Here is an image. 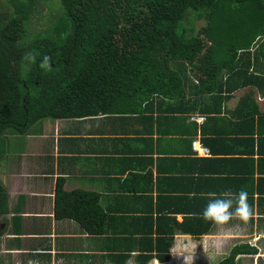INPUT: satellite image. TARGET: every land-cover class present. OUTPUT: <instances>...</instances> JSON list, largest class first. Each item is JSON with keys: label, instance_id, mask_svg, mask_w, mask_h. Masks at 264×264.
Instances as JSON below:
<instances>
[{"label": "crops", "instance_id": "obj_1", "mask_svg": "<svg viewBox=\"0 0 264 264\" xmlns=\"http://www.w3.org/2000/svg\"><path fill=\"white\" fill-rule=\"evenodd\" d=\"M248 91L211 99V120L196 111L184 122L176 118L180 113L176 119L163 116H169L168 107L161 115L146 108L142 114L46 119L37 131L11 136L0 178L10 193L8 218H20L15 225L20 224L21 241L9 242L16 235L7 231L5 248L15 247L10 259L15 264H142L152 245L148 238L155 244L158 237L172 236L169 258L155 256L146 264L190 259V264H214L238 245L247 246L240 264H264V128L256 123L254 130L250 123L252 108L242 103ZM252 98L264 112V93L257 89ZM195 141L207 152L196 149ZM59 179L67 191L98 196L102 232L55 217ZM241 189L248 194L251 216L225 223L202 218L209 193ZM123 253L128 254L124 263ZM0 259L10 261L5 254Z\"/></svg>", "mask_w": 264, "mask_h": 264}, {"label": "trees", "instance_id": "obj_2", "mask_svg": "<svg viewBox=\"0 0 264 264\" xmlns=\"http://www.w3.org/2000/svg\"><path fill=\"white\" fill-rule=\"evenodd\" d=\"M44 5L58 12L38 29L33 21L36 15L40 21ZM240 88H249L242 103L252 108L253 129L264 128V112L252 98L257 89L264 93V0H5L0 7L1 162L11 136L37 131L46 119L146 108L161 115L168 107L169 119L185 122L198 111L211 120L210 100L229 99ZM54 212L102 232L98 196L67 191L62 179ZM12 213L0 178V235L15 234L9 242L18 245L20 218H8ZM148 239L142 264L155 256L167 260L172 236L155 244ZM246 247L235 246L214 264H240ZM119 257L124 263L128 254Z\"/></svg>", "mask_w": 264, "mask_h": 264}, {"label": "clouds", "instance_id": "obj_3", "mask_svg": "<svg viewBox=\"0 0 264 264\" xmlns=\"http://www.w3.org/2000/svg\"><path fill=\"white\" fill-rule=\"evenodd\" d=\"M49 57H45L41 67H48ZM211 199L202 212V218L213 220L217 223H225L233 217L245 219L252 214V209L248 204V194L241 189L239 193L231 190L224 191L217 196L216 193H209Z\"/></svg>", "mask_w": 264, "mask_h": 264}, {"label": "rangeland", "instance_id": "obj_4", "mask_svg": "<svg viewBox=\"0 0 264 264\" xmlns=\"http://www.w3.org/2000/svg\"><path fill=\"white\" fill-rule=\"evenodd\" d=\"M4 4H5V0H0V7H2ZM51 12L54 14V13L58 12V10L51 11L47 5H44L43 10H42V14H43L42 18L40 19V21L36 20V18H37V15H36L34 18L33 24H35L36 27H38V29L42 28V25H44V24L47 25V19L49 16L48 14ZM10 147H11V145H10ZM187 262L188 263H186V264H190V263H192V260L190 259Z\"/></svg>", "mask_w": 264, "mask_h": 264}, {"label": "flooded vegetation", "instance_id": "obj_5", "mask_svg": "<svg viewBox=\"0 0 264 264\" xmlns=\"http://www.w3.org/2000/svg\"><path fill=\"white\" fill-rule=\"evenodd\" d=\"M4 227H5V224L3 223V224H1L0 225V233H1V231L2 230H4ZM0 239H1V242H0V258H1V255L2 254H5L6 256H8L9 257V255L12 257V255L10 254V253H12L11 252V250L10 249H6L5 248V244H6V240H7V237H6V234H4V235H0ZM5 249V250H4ZM1 260V259H0ZM3 261V260H2ZM5 262H7V261H5ZM9 262V261H8ZM13 264H15L14 263V261L12 260L11 261ZM9 264V263H8Z\"/></svg>", "mask_w": 264, "mask_h": 264}, {"label": "built area", "instance_id": "obj_6", "mask_svg": "<svg viewBox=\"0 0 264 264\" xmlns=\"http://www.w3.org/2000/svg\"><path fill=\"white\" fill-rule=\"evenodd\" d=\"M196 119H198V120H200V121H203L204 118H203L202 116H198V117H196ZM193 145H194V147H196V149L201 150V151H203V152H207V149H206L205 147L199 145V144L197 143V141H195V142L193 143Z\"/></svg>", "mask_w": 264, "mask_h": 264}, {"label": "bare ground", "instance_id": "obj_7", "mask_svg": "<svg viewBox=\"0 0 264 264\" xmlns=\"http://www.w3.org/2000/svg\"><path fill=\"white\" fill-rule=\"evenodd\" d=\"M156 262V261H155Z\"/></svg>", "mask_w": 264, "mask_h": 264}]
</instances>
